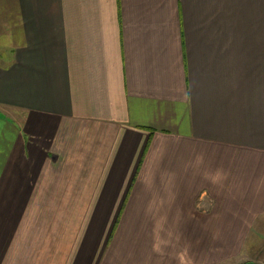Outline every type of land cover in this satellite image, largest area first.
<instances>
[{"label": "crops", "instance_id": "crops-1", "mask_svg": "<svg viewBox=\"0 0 264 264\" xmlns=\"http://www.w3.org/2000/svg\"><path fill=\"white\" fill-rule=\"evenodd\" d=\"M7 180L0 264H182L188 227L247 242L264 0H0Z\"/></svg>", "mask_w": 264, "mask_h": 264}, {"label": "rangeland", "instance_id": "rangeland-1", "mask_svg": "<svg viewBox=\"0 0 264 264\" xmlns=\"http://www.w3.org/2000/svg\"><path fill=\"white\" fill-rule=\"evenodd\" d=\"M4 114L9 117L13 116L12 110H5ZM9 185V180H7L5 185L7 193L5 199L0 195V202H13L15 195ZM213 214L217 215L219 211L214 210ZM188 228L192 229L194 236L193 241H187L182 245V264H243L249 261L264 264V225L261 223L258 226L253 225L249 229L247 242L244 243L209 242L210 238L207 237L208 235L206 236L202 228ZM216 238L223 239L220 236Z\"/></svg>", "mask_w": 264, "mask_h": 264}, {"label": "water", "instance_id": "water-1", "mask_svg": "<svg viewBox=\"0 0 264 264\" xmlns=\"http://www.w3.org/2000/svg\"><path fill=\"white\" fill-rule=\"evenodd\" d=\"M243 264H259V263L249 261V262H245Z\"/></svg>", "mask_w": 264, "mask_h": 264}]
</instances>
